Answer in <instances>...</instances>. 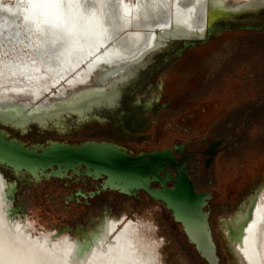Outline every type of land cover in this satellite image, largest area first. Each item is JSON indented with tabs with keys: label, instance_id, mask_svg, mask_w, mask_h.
Wrapping results in <instances>:
<instances>
[{
	"label": "rangeland",
	"instance_id": "374dc122",
	"mask_svg": "<svg viewBox=\"0 0 264 264\" xmlns=\"http://www.w3.org/2000/svg\"><path fill=\"white\" fill-rule=\"evenodd\" d=\"M253 12L256 14L247 15L255 18L253 25L264 26V8ZM183 47L182 39L169 38L130 66L124 74L128 77L123 83L121 108H96L93 114L99 118L82 123L72 115L65 117L59 126L53 122L47 126L30 123L25 131H8L28 144L50 139H96L116 141L136 151L184 146L186 151L193 152L189 166L194 167L191 177L197 191L215 194L209 220L219 264H240L229 240L232 228L228 219L239 216L245 202L249 204L251 197L264 187V31L246 30L226 36L221 48L205 64L202 87L192 81L199 68L183 70L182 51L192 48ZM105 84L100 81L96 85L105 87ZM8 86L0 81V104L38 105L53 97L51 92L40 99L13 91L7 93ZM53 102L56 101H50ZM212 142H218L220 151L206 165L209 153L199 150H206ZM0 173L5 185L4 209L12 222L18 223L31 238L43 237L44 233L53 236L50 242L66 237L90 240L108 221H132L142 223L144 235L157 243L159 264H209L188 240L170 210L156 201L104 190L87 198L90 206L75 201L67 204L70 193L80 190L87 194L95 186L89 181L88 186L80 182L58 188L56 182L73 178H34L14 173L2 164ZM238 183H242L241 190L227 195L225 188L229 185L238 190L241 187ZM252 235L259 241L256 226Z\"/></svg>",
	"mask_w": 264,
	"mask_h": 264
},
{
	"label": "bare ground",
	"instance_id": "6f19581e",
	"mask_svg": "<svg viewBox=\"0 0 264 264\" xmlns=\"http://www.w3.org/2000/svg\"><path fill=\"white\" fill-rule=\"evenodd\" d=\"M210 2L238 8L264 5V0H0V81L9 85L5 91L35 99L51 92L49 100L56 101L0 104V110L28 118L95 96L164 44L163 38L203 34ZM100 81L105 87L96 85ZM1 177L0 264H159L157 243L147 239L138 222L108 221L84 241L66 237L50 242L53 236L44 233L31 238L4 209ZM247 212L251 218L240 242L235 221ZM228 221L240 264H264V187ZM255 226L259 241L252 235Z\"/></svg>",
	"mask_w": 264,
	"mask_h": 264
},
{
	"label": "water",
	"instance_id": "95a60500",
	"mask_svg": "<svg viewBox=\"0 0 264 264\" xmlns=\"http://www.w3.org/2000/svg\"><path fill=\"white\" fill-rule=\"evenodd\" d=\"M259 8H264V5L238 8L230 2H210L203 34L171 35L162 41L169 38L182 39L183 48H186L197 40L211 38V29L221 20L243 19L248 14H256L253 11ZM126 77L128 75L76 105L30 115L28 118L0 110V164L9 167L14 173L28 174L34 178H90L98 181L96 190L90 192V195L104 190L133 195L141 190L148 197L165 204L174 220L181 224L188 240L209 264H219L217 244L207 210L212 194L208 190H196L188 172L184 170L185 155L175 159L168 148L136 151L111 140L50 139L45 143L28 144L8 131V128L25 131L30 123L47 126L49 122H53L59 126L65 117L72 115L76 116L78 123H82L91 118H99L97 114H93L96 108H121ZM167 168H171L175 175L172 176ZM168 181L173 184H168Z\"/></svg>",
	"mask_w": 264,
	"mask_h": 264
},
{
	"label": "trees",
	"instance_id": "16d2710c",
	"mask_svg": "<svg viewBox=\"0 0 264 264\" xmlns=\"http://www.w3.org/2000/svg\"><path fill=\"white\" fill-rule=\"evenodd\" d=\"M254 17L246 16L243 19L235 20L233 18H225L218 22L211 29L213 36L206 41L200 42L198 44L191 45V49L184 52L183 59V70L199 68L198 72L192 77L194 83H200L201 87L205 85V75L206 66L208 59L218 51L222 44L223 39L232 34L233 32H244V31H264V26H254ZM259 20V19H258ZM197 190V189H196Z\"/></svg>",
	"mask_w": 264,
	"mask_h": 264
},
{
	"label": "flooded vegetation",
	"instance_id": "af4514ba",
	"mask_svg": "<svg viewBox=\"0 0 264 264\" xmlns=\"http://www.w3.org/2000/svg\"><path fill=\"white\" fill-rule=\"evenodd\" d=\"M9 129V128H8ZM172 152H173V155H174V158L175 159H179V158H182L184 155H185V158H186V160H185V167H184V170L186 171V172H188V175H189V177L191 178V180H192V182H193V179H192V177H191V174L193 173V171H194V167L193 166H189L190 165V160H192V158H193V152L192 151H186L185 149H184V146H180V147H177L176 149H175V147H173L172 149H170ZM199 151H201V152H208L209 153V155L207 156V158L205 159V162H206V165H210V163L213 161V159L216 157V155H217V153L220 151V147L218 146V142H212V143H210L209 144V146H208V148H206V150H199ZM176 152H179V156H176L175 155V153ZM207 154V153H206ZM172 176H174L175 175V172L171 169V168H167L166 169ZM161 174H163V173H161ZM44 178H46V177H44ZM91 182L90 184H92L93 186H95V188H94V190L93 191H95L96 190V188H97V185H98V183H96V181H94V180H92V179H90V178H84V179H76V178H73L72 179V181H66V182H56V186H58V188H60V187H64V186H69V185H71L72 183H82L84 186H88L89 185V183L88 182ZM243 182V181H242ZM158 184V183H157ZM156 184V185H157ZM168 184H173V182H170V181H168ZM193 184H194V186H195V188H196V185H195V183L193 182ZM242 184V183H241ZM241 184L240 183H238V186L240 185L241 186ZM240 188H242V186L241 187H239V189L237 190V188L235 187V186H229L228 185V187L227 188H225V190L224 191H226V194L228 195L229 193L230 194H233V192H235V191H240L241 189ZM197 189V188H196ZM93 191H89V192H87V194H85L84 195V193L83 192H81L80 190L76 193V194H73V193H70L69 195H67V197H66V201H65V203H70V202H74L75 201V203H77V204H82V205H86V206H90L91 205V201H88L87 200V198H91V197H94V196H96V195H99V194H101L102 192H104V191H101V192H99V193H95V194H93V195H90V192H93ZM116 192V193H122V192H119V191H114V190H108V192ZM122 194H126V193H122ZM212 195H211V198H210V200H209V203H208V206H207V208H209V216H210V213H211V201L215 198V194H214V192H212L211 193ZM126 195H128V196H131V197H133V198H137V199H139V198H141V197H143L144 199H149V200H153V201H156V202H158V203H160L161 205H162V207L164 208V209H166V210H169L166 206H165V204L163 203V202H161V201H158V200H155V199H152V198H150V197H148L147 195H146V193H144L143 191H141V190H138L135 194H133V195H131V194H126ZM68 198V199H67ZM82 198L83 199H86V200H84V201H81L82 200ZM70 208V207H69ZM68 208V210H70V209H74V208H70L69 209ZM52 232V231H51ZM38 238V237H37ZM38 239H40V238H38Z\"/></svg>",
	"mask_w": 264,
	"mask_h": 264
},
{
	"label": "snow or ice",
	"instance_id": "6c2138e0",
	"mask_svg": "<svg viewBox=\"0 0 264 264\" xmlns=\"http://www.w3.org/2000/svg\"><path fill=\"white\" fill-rule=\"evenodd\" d=\"M251 218V213L247 212L243 214L242 218H237L235 223L238 227H240V233H239V240L242 242L243 240V226L248 224V220ZM92 239H96V237H92Z\"/></svg>",
	"mask_w": 264,
	"mask_h": 264
}]
</instances>
